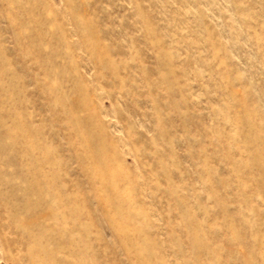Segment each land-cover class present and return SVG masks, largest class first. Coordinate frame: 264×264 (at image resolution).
Instances as JSON below:
<instances>
[{
	"label": "rangeland",
	"instance_id": "obj_1",
	"mask_svg": "<svg viewBox=\"0 0 264 264\" xmlns=\"http://www.w3.org/2000/svg\"><path fill=\"white\" fill-rule=\"evenodd\" d=\"M0 264H264V0H0Z\"/></svg>",
	"mask_w": 264,
	"mask_h": 264
}]
</instances>
